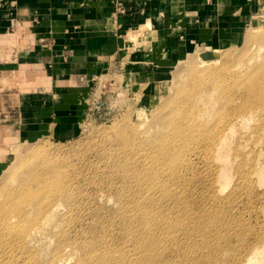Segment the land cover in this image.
Listing matches in <instances>:
<instances>
[{
    "label": "bare ground",
    "instance_id": "bare-ground-1",
    "mask_svg": "<svg viewBox=\"0 0 264 264\" xmlns=\"http://www.w3.org/2000/svg\"><path fill=\"white\" fill-rule=\"evenodd\" d=\"M260 5L262 14L264 0ZM155 25L149 24L151 32ZM143 26L133 25L127 40L140 44ZM7 38L2 41L11 46L13 37ZM263 47L258 50L261 52ZM205 51L197 58L192 56L187 67L201 74L198 102L205 108L210 103L211 111L201 107L198 118L191 119L196 126L171 123L165 111L167 102L156 113V103L164 95L152 96L149 105L141 108V114L153 123L143 136L136 130L131 137L130 126L122 127L120 160L114 162L115 167L110 166L113 174L106 175L111 177V184L105 185L106 178L100 175L99 181L88 182L90 179L85 178L81 185V172L67 177L47 161L40 167L26 166L24 175L32 178H13V188L0 204V264H42L37 254L32 255L26 248L33 242L39 244L43 237L54 243L45 264H157L170 261L177 248L184 259L181 252L186 246L209 247L212 240L224 242L227 247L223 252L235 254L234 260L242 261L240 264H264V231L249 226L246 219H252L253 214L258 223L264 219V147L256 150L258 142L264 143L263 128L246 131L244 138L253 147L237 167L234 164L241 148L235 140L237 126L247 129L252 122H264V111L260 112L259 107L254 112L242 106L225 117L221 109L232 105L235 96L227 98L229 90L223 88L220 78L206 77L209 67L216 66L219 59L209 60ZM219 51L212 54L216 56ZM185 56L188 59L187 53ZM195 60H199L197 64ZM245 61L237 69L234 67L231 79H251L239 84L249 102L264 94V56L254 55ZM240 67H245V74ZM248 74L252 75L242 77ZM173 80H166L161 88L167 90ZM221 87V95L216 97ZM161 88L157 86L156 90L160 92ZM232 88L240 91L235 84ZM215 118L216 122L210 124ZM160 123L168 128L166 132L155 127ZM194 156L204 163L199 171ZM93 192L99 193L95 196L108 193L115 197L116 210L110 215L100 214ZM63 208L67 213L62 212ZM65 218L70 219L63 224ZM197 237L204 240L200 242ZM76 254L77 260L69 263Z\"/></svg>",
    "mask_w": 264,
    "mask_h": 264
},
{
    "label": "rangeland",
    "instance_id": "rangeland-1",
    "mask_svg": "<svg viewBox=\"0 0 264 264\" xmlns=\"http://www.w3.org/2000/svg\"><path fill=\"white\" fill-rule=\"evenodd\" d=\"M154 1L139 0V3L131 6L132 25L125 34L126 44L119 56L113 58L103 68V72L90 78L73 76L65 65H58L50 70L46 65V70H38L36 62L23 59L21 54L26 52L28 58L37 54L38 50L32 51L35 44L29 45L25 40L30 33V27L22 26L20 9L18 10L20 5H15L9 14L10 17L12 16L9 29L0 28V204L7 199L9 189L13 188L14 177L19 178L20 175L27 177L24 175L27 165L40 167L45 161L49 162L50 167L64 172L67 177L75 171L81 172L78 178L81 185L85 184V178L90 179L88 182L99 181L100 175L104 176L103 179L106 178L105 185L111 184V177L106 175L113 174L110 166L115 167L114 162L120 160L119 140L124 135L122 127L130 126L131 137L135 136L136 130L142 134L149 129L153 123L151 119L141 114V108L143 105H149L152 96L165 97L162 96L163 100L156 103V113H159L167 102L165 111L171 116L169 120L171 123L177 121L196 126L191 119L196 120L201 114V107L205 108L204 104L198 102L202 78L201 74L195 73L197 74L195 75L190 71L192 67L189 69L187 66L188 60L194 55L197 58V54L204 52L206 46H209L210 50L205 51L204 56L209 60L219 59L215 63L216 66L209 67L211 71H207L206 77L220 78L223 88L229 90L227 98L232 99L235 96L232 105L221 109L225 117L233 109L242 106L254 112L255 108L259 107L260 112L264 111L262 110L264 94L248 102L246 94L240 89L239 84L251 79H231L234 67L237 69L238 65H243L248 57L264 56V47L261 52L258 50V47L264 45V11L261 14L260 0H256L255 8L251 12V20L245 26L232 31H218V34L214 31L203 32L199 38L189 42L187 48L177 47L173 51L166 48L163 43L160 21H155L158 14L155 12L157 4ZM153 5L155 9L151 7ZM2 16L1 18H6V14ZM150 23L156 24L152 32ZM133 25H144L139 31L140 44L127 40L128 32ZM203 35H213L216 40L199 42ZM12 37L11 46L3 43V39L9 40ZM253 45L255 49L250 51ZM215 50H220L216 56L212 54ZM186 53L188 59H185ZM195 61L197 64L199 60ZM25 67L31 69L30 72L24 70ZM6 69L8 71L10 69L9 75L5 72ZM240 70L243 74L246 73L245 67H240ZM178 72L180 74H177ZM167 74L170 77H167ZM166 80H173L167 90L160 85ZM234 84L238 86L239 92L232 88ZM157 86L162 89L160 92L156 90ZM221 92L222 87L215 93L216 97L220 96ZM227 98L222 100L225 101ZM211 108L208 103V108L204 110L209 112ZM253 115L257 116L255 113ZM217 119L212 120L210 124L215 123ZM155 127L162 129V133L168 130L162 123ZM261 128L264 129L263 121L252 122L247 129L242 128L241 125L237 126L238 134L235 140L237 144H241V148L239 157L235 146L232 152L233 160L237 157L234 163L236 167L253 147L252 144L248 146L249 141H246L245 135L247 132L260 131ZM189 134L191 135V132ZM256 146L257 150L264 147V143L258 142ZM191 148L187 149V153ZM193 160L199 171L204 165L202 159L194 156ZM12 162L17 163L11 165ZM22 180L23 178L17 182L21 183ZM95 194L99 193L93 192L92 195H94V204L102 210L100 214L106 216L110 215L112 210H116L115 197L108 193H104V196H95ZM259 206L260 203L256 210ZM62 212L67 213V210L63 208ZM251 217L252 219L246 217L249 226L264 231V222L262 224L264 219L258 223L254 214ZM69 219L65 218L63 224ZM196 239L200 242L204 240L198 237ZM39 241V244L35 242L28 244L26 249L32 255L37 254L39 263L45 264L54 243L51 239L46 241L44 237ZM210 243L212 245L209 247L186 246L181 252L184 259L178 255L179 249L176 247L170 261L157 264H240L242 262L234 260L235 254L223 252L227 247L224 242L212 240ZM77 256L76 254L71 257L69 263L77 260Z\"/></svg>",
    "mask_w": 264,
    "mask_h": 264
},
{
    "label": "crops",
    "instance_id": "crops-1",
    "mask_svg": "<svg viewBox=\"0 0 264 264\" xmlns=\"http://www.w3.org/2000/svg\"><path fill=\"white\" fill-rule=\"evenodd\" d=\"M154 2L158 14L155 21H160L163 43L172 51L177 47L187 48L203 32L218 34L245 26L256 4V0ZM135 3L139 0H0V28L9 29L12 17L9 14L15 5H20V23L30 27L25 40L29 45L35 44L32 51L38 50L28 58L25 52L22 58L36 62L38 70H46V65L48 70L65 65L73 76L90 78L103 72L119 56L126 44V31L132 25L131 6ZM4 14L5 19L1 18ZM211 40L216 38L203 35L199 42Z\"/></svg>",
    "mask_w": 264,
    "mask_h": 264
}]
</instances>
